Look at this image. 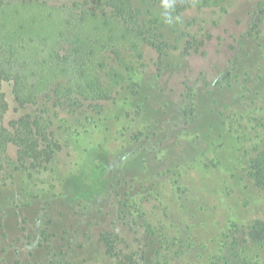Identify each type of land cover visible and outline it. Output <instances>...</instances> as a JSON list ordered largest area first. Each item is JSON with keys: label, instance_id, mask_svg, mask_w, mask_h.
<instances>
[{"label": "rangeland", "instance_id": "1", "mask_svg": "<svg viewBox=\"0 0 264 264\" xmlns=\"http://www.w3.org/2000/svg\"><path fill=\"white\" fill-rule=\"evenodd\" d=\"M133 2L165 54L84 0L0 14L39 92L16 111L5 83L6 122L30 112L61 145L36 168L13 145L1 155L0 264H117L102 239L113 231L138 264H264V242L248 237L264 219L250 175L264 143V0ZM74 26L95 48L82 74L42 41Z\"/></svg>", "mask_w": 264, "mask_h": 264}, {"label": "trees", "instance_id": "2", "mask_svg": "<svg viewBox=\"0 0 264 264\" xmlns=\"http://www.w3.org/2000/svg\"><path fill=\"white\" fill-rule=\"evenodd\" d=\"M46 1L0 0V14L5 15L8 10L19 12L22 8L35 5L44 6ZM84 1L89 3L90 8L95 9V11H109L115 21L124 25L125 34L135 33L137 38L156 46L160 50V55L165 54L162 44L149 39L142 30L140 23L142 13L139 8L135 7L133 0ZM167 1L171 10L177 12L193 7L209 6L214 3V0ZM77 5L78 2L75 1L69 7L71 15L76 11ZM90 13V10L79 12L80 20L84 21ZM42 39L48 47L47 55L50 61L57 65L74 64V68L81 74L84 72V63H87L86 60L95 53V48L87 42L76 26L73 27L70 36L66 34L65 30H62L54 42H49L45 37ZM28 41L33 42L34 37H29ZM24 42L22 38L10 37L0 28V162L4 160L1 155L10 145H13L17 149L19 158L30 161L31 166L36 168L50 162L61 145L48 131L45 120L30 112L11 118L6 122L11 104L4 89L5 83H9L12 87L16 111L28 104L38 102L37 75L27 52L22 50L26 45ZM74 87H78L80 94H85L86 91L81 84ZM250 175L257 186L264 188V143L257 148L250 160ZM248 237L254 243L264 242V219L258 218L252 223ZM102 239L107 247V253L118 259L117 264H138L134 255L121 254V251L118 250L117 241L120 240V237L117 232L103 233Z\"/></svg>", "mask_w": 264, "mask_h": 264}]
</instances>
